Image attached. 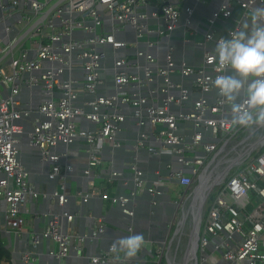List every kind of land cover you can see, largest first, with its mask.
<instances>
[{
	"label": "built area",
	"instance_id": "built-area-1",
	"mask_svg": "<svg viewBox=\"0 0 264 264\" xmlns=\"http://www.w3.org/2000/svg\"><path fill=\"white\" fill-rule=\"evenodd\" d=\"M22 0H0V10L7 7H15L21 5ZM53 0H47V3ZM70 1V0H69ZM150 0H80L71 2L67 7L60 5L48 16V18L38 25L32 32L41 39L39 52L36 58L30 59L27 52H21L20 55L10 59L11 71L9 73L0 70V84L10 86L12 95L7 99L0 98V173L4 176L0 179V200L6 204L5 228L12 232H20L25 224L22 215V207L30 199L43 198L48 195L35 190L28 181V172L20 162L18 155L19 137L24 133L21 121L30 117L31 111L23 109L17 102L16 96L19 94L21 86L20 81L24 74H28L27 82L30 88H41L45 91L48 100L39 108L40 119L36 122L33 131L29 135L30 145L41 151L44 162L54 163L49 178L51 180L58 179L60 189L51 194V198H55L58 204L63 205L67 201L66 187L62 180L67 176L62 172V168L58 165L59 157L52 156L50 149L58 144H72L76 140L83 139L87 144L88 153V169L86 174H90L91 170L101 164V152L107 142L113 141L116 134L121 129V123L124 117L117 108L131 105L139 108L137 117L139 125H145L141 112L144 108L147 121L152 126L164 125L165 130L160 131L162 146L171 148L170 154L178 157V163L183 167L194 166L193 177L184 175L182 172H172L169 174V180H178L180 185L186 188L192 187L194 178L201 176L204 167L209 162V166L216 162L218 154L216 146L207 144L203 147L200 155L192 158V162L185 161L186 153L194 151L196 147L201 146L203 131L210 130L215 138H221L224 142L230 136L232 128L227 127L228 120L218 118L216 116L225 114L226 103L224 100H218L215 104H210L206 99L201 98L189 113H174L170 107L182 105L187 100V94L184 92L180 96H172L164 101L162 107L148 106L147 99L144 96H112L111 98H98L96 101L89 103L91 112H86L83 108L77 107L74 102L84 92H95L99 81V69L102 61L105 59L104 53H99L95 49L98 46L104 47L111 45L114 50H120L126 47V43L118 41L115 33L118 31L114 22H119L120 29L130 25L137 34L138 38L143 37L144 33L150 31L147 29L149 23V15L141 14L137 11L139 6H147ZM235 0H223L221 8L214 12L212 19H230L232 17V3ZM264 0H254L250 4L241 3V7L247 10L253 8L254 2H263ZM20 2V4H18ZM162 8L156 11L153 16L162 18L164 26L158 34L168 36L169 32H173L179 24L182 17L185 18L186 26L192 23V10L187 8L180 10L171 3V0H160ZM6 3V4H5ZM26 2H24V5ZM100 8H105L108 13L109 20L114 25V31L110 33H98L97 29L103 26V18L99 12ZM29 12L20 23L32 25L38 18L43 16L44 5L38 1H33L29 5ZM101 10V9H100ZM162 11V17H160ZM77 13L83 19L90 17L92 24L86 23L83 19L72 20L70 14ZM39 18V19H40ZM106 18V17H105ZM104 18V20H105ZM212 23L213 21L210 20ZM57 24L58 28H55ZM166 28L167 33L160 31ZM47 29H52L49 33ZM236 27L234 30H238ZM75 30H83L91 34L89 40L77 41L72 40L71 36ZM231 32V31H230ZM206 39L212 40L213 34L208 33ZM219 39L215 41L217 44ZM157 45L149 42L148 48L156 49ZM110 47V48H111ZM107 48V47H105ZM8 47L0 43V55L7 51ZM80 52L79 59L82 61L85 79L82 84L81 92L74 88L75 82L59 81L58 76L65 69H68L69 56L75 52ZM146 55V59L153 61L152 53L146 54L142 51L138 53L139 57ZM215 50L207 52L204 59L205 66H211L213 73L208 75L205 71L194 72L193 69L184 67L182 74L190 76L197 74L198 78L194 82L196 89L207 94L213 88V81L217 75L224 74L220 70V66L216 60ZM168 67H172L170 53L167 56ZM44 63L51 67L46 73L40 77L36 73L41 69ZM125 60L116 63V66L123 69L130 66ZM59 69L54 70V67ZM146 78L140 79L139 76H130L126 72H120L116 76V84L119 88L124 85H131L141 89L146 83L151 82L149 78L150 72L146 73ZM159 75L165 76L167 72L159 71ZM169 89L176 86L171 84L167 86ZM59 89L62 91V97L59 101H55L52 96L54 91ZM164 92V90H163ZM102 107L113 108V112L101 114ZM85 118L86 120L100 125L95 131L79 130L77 127V119ZM179 122H191L195 128L200 130L194 136L192 142L188 143L179 137L176 132ZM146 136L141 134L138 147L145 148ZM156 154V150H150ZM248 157V158H247ZM244 157L245 162L235 175L219 186V191L215 196L209 210L204 213L201 218L200 239L198 251H205L212 248L214 252H219L224 264H264V153L255 159L251 156ZM188 158V157H187ZM191 159V158H190ZM245 160V161H244ZM66 172L72 171V167L67 165ZM142 172L137 171L138 176H142ZM227 179V178H226ZM165 181L156 182L148 191L152 195L162 194L161 189L164 187ZM223 186V187H222ZM143 182L137 183V188L142 189ZM255 193V199L251 198V194ZM76 196L84 203L88 202L93 196L92 193H76ZM104 200H109L113 204L125 205L129 202L128 197L103 196ZM189 198V197H188ZM255 207L247 210V206L253 202ZM61 214H54L49 220L47 229L42 234V238L50 239L58 245V249L49 252V255L56 259H64L75 254L80 255L83 248V242L88 240L87 236H78L73 239L64 234L60 229ZM68 221H72L71 216H66ZM102 225L91 236V240L97 238L98 234L103 232ZM239 237L240 242L236 245L235 238ZM40 237H36V243H39ZM235 243V245L233 244ZM30 253V252H29ZM22 257L20 264H31L32 257L30 254ZM116 253L108 250L102 252L96 257L91 258L93 264H125L123 260H116ZM159 256L158 264H161L163 253ZM156 256V257H157ZM16 264V263H13Z\"/></svg>",
	"mask_w": 264,
	"mask_h": 264
},
{
	"label": "crops",
	"instance_id": "crops-1",
	"mask_svg": "<svg viewBox=\"0 0 264 264\" xmlns=\"http://www.w3.org/2000/svg\"><path fill=\"white\" fill-rule=\"evenodd\" d=\"M37 1L44 5V14L58 2L62 4L61 6L67 7L71 2H78L80 0H53L49 3H47V0ZM252 1L254 0L233 1V19L230 18L220 21L216 25V30L209 31V33L213 34L217 39L221 37L229 38V33L236 28L235 26H238L240 29L242 22L250 18L254 6L264 5V1L254 2L253 8L247 10L249 14L244 13L242 10L245 11V9H243L240 4H250ZM25 2V5L23 3L15 7L14 10L8 12L5 16L9 15L10 19L13 20L20 15L25 17L29 12L28 9L32 0H25ZM171 3L180 10H185L187 8L192 10L191 25L186 26V22L181 18L179 24L173 31L174 34L170 37L174 42V47L171 48L170 51L175 56V58H173L175 64L177 63L179 67L187 66V68L193 70H203L208 75L212 74L213 70L204 65L206 53L214 51L216 47L214 41H208L206 39L208 36V18L221 8L223 0H171ZM18 4H20V2ZM161 8L162 3L160 0H150L147 6H139L137 9L139 13L145 14L146 16L149 15L150 17L149 23L147 24V29H150L148 32L150 41H155L158 37H163L158 34L162 27L161 24H163L162 20L153 16V14ZM100 9L99 12L101 17L106 18L105 20L103 18V26L98 28L97 32L105 34L114 31V25L109 20L105 8ZM70 18L75 21L83 19L77 13L70 14ZM83 20L86 23H90V25L92 24V19L88 16ZM0 22L4 24V19ZM30 26L25 25L24 22L19 23L17 19H15L10 26V28H15L13 37L6 40L0 36L1 45L8 47L7 51L0 55V70L9 73L11 71V57L14 56L17 58L21 52H27L30 59L37 57L41 39L33 32L27 36L25 35ZM57 26L58 25L55 24V28H58ZM0 31H2V29H0ZM47 31L52 33V29H47ZM90 37L91 34L88 32L75 30L71 39L86 41L89 40ZM21 38L24 39L11 54H8L11 46ZM117 40L126 43V47L123 48V50H114L112 47L105 48L101 46L95 48L97 52L104 53L105 55V59L102 61L99 69V84L95 92L81 93L74 104L89 113L91 112V108L88 106L89 103L96 101L98 98L132 96V94H135L132 97L144 96L147 99L148 106L162 107L164 105V99L161 92L166 86L160 80H156L155 83L150 86L149 90L138 89L131 85H126V88L118 87L115 80L120 72H126L128 75L135 77L139 74L140 69H137L134 65H130L123 69L122 66H116V63L121 60H125L128 63L135 60L132 55L140 44L136 43L138 37L134 29L131 32L123 30L122 33L118 34ZM150 51L152 55H154L155 62L159 64V67L166 66L168 61L167 56L169 54L167 49L162 46L157 47L155 50L151 49ZM79 55L80 52L75 51L69 56L68 61L70 66L68 69H65L58 78L59 81L75 82L76 85L74 88L81 92L83 91L81 87L85 79V73ZM50 67L49 64L44 63L41 69L36 73V76L40 77L42 74L46 73ZM54 70L58 71L59 69L54 67ZM200 71L195 72L197 73ZM176 77L179 78L178 83L180 85L171 88L175 91L173 96L178 97L185 92L188 98L182 105L175 104V106L170 107L171 111L174 113L186 114L191 112L194 104L201 98L206 99L210 104H215L218 100H224V98L218 94L214 86L209 93L203 94L196 89L193 77ZM28 79V74L22 76L20 81L21 89L16 96L19 105L23 109H29L31 111L30 117L20 122L23 126L24 133L19 137L18 158L28 172V181L30 185H32L35 190L48 195V197L43 198L40 196L37 199H30L23 205L22 215L25 219V224L18 233L9 231L5 228L4 223L7 208L5 202L0 200V234L5 248L11 254L12 263L20 264L22 257L30 252L29 254L32 257L31 264H93L91 258L106 251L104 249L109 248L113 241L137 233H142L144 235L146 244L143 250L137 254V258L132 261L124 260L123 254H119L125 264H154L157 254L163 253L164 257L165 249L169 248L168 246H170L172 238L177 236L179 239V235H174L178 226V224H176L177 214L180 210V203L184 202L182 199L186 196L190 197L191 188L193 187L192 185V187L186 188L180 184L174 183L173 180H169V171L176 168L178 163L175 161L176 156L170 154L171 148L162 146L159 140L160 131L162 130L160 128H163L162 126L164 125L152 126L149 124L143 127L138 123L137 112L139 108H135L131 105L117 108L124 117V121L121 123V129L116 134L113 141L107 142L104 145L101 152V164L92 169L90 174H86L88 169V153L85 140L79 139L68 145L60 143L51 148V155L59 157L58 165L62 168V172L67 174L62 182L66 187L67 198H70L63 205L56 204L55 198H51L50 195L55 189H60V182L59 180L53 181L49 178V173L54 163L44 162L41 151L32 147L29 141V135L33 131L36 122L41 117L39 108L48 100V97L44 90L28 87ZM11 91L10 86L0 84V98L7 99L11 97ZM61 97L62 91L56 89L52 98L55 101H59ZM225 103V114L216 117L228 120L231 115V110L227 101H225ZM113 110V108L102 107L100 112L101 114L109 115ZM141 116L142 119L147 121L144 108H142ZM76 123L79 130L95 131L100 127V125L94 124L85 118L77 119ZM140 130L147 138L145 141V148H139L137 146L138 139L136 133ZM239 130L240 127L232 128L231 134L225 142L221 138H218L219 142H217L210 131H203L201 146L196 147L194 151L187 152L186 156L191 159L195 158L197 155L201 154L205 145L213 144L216 146L217 150L216 153L212 155L218 154L220 156L221 154L223 158H228L231 154L242 151L247 146L244 143L248 140L249 136L247 134V136L241 138ZM176 134L186 142H192L196 135V130L191 122H179ZM243 144L245 146L240 149ZM145 149L148 150L147 153L144 152ZM151 149L156 150V154L151 153ZM260 149H258V151ZM137 151L139 152L135 153ZM256 152L257 151L253 152V154ZM210 157L207 160L208 162L212 159ZM245 162L241 160L234 169L241 167ZM131 164H135L137 168L143 171V177L145 176L144 178L147 179L149 184L154 185L159 175L164 176L165 179L163 180L165 181L164 187L159 188L162 191L160 195L150 194L148 190L144 189L145 182H143L144 187L142 189L139 188L136 202L133 205V210L135 211L133 219L125 217L121 211L117 210V205L103 198L104 195L113 198L117 195L130 193L133 188L134 172L127 170V168L130 167ZM67 165L72 167V171L66 172L65 168ZM3 176L4 175L0 173V179L3 178ZM190 176L193 177V175ZM194 179L196 180L197 177ZM216 189H219V187ZM79 191L83 193L93 192V196L88 202L84 203L82 199L76 196V193ZM158 197L160 198L156 201ZM188 197L185 200L186 202L189 200ZM176 204H179L178 207L175 206ZM255 205L256 203L254 201L251 202L247 206V210L251 211ZM54 214H61L59 215L61 216L60 229L64 234L74 237V240L76 237L83 236L85 233L89 234L93 229L96 231L100 225L104 228L101 233L102 236L98 238L97 242H94L95 239L83 242V250L80 255L72 254L61 260L53 258L49 255V252L58 249V245L50 239L42 238V234L47 229L49 220ZM67 215L73 218L71 222L67 220ZM195 217L196 222L198 220V215ZM129 224L130 228L128 229L127 226ZM37 236L40 237L39 243H36ZM239 242L240 238L236 237V245ZM235 243L233 242L234 245ZM34 245L38 247H34ZM198 253L200 254V264H224L221 254L219 252H214L212 248H208L205 251H198Z\"/></svg>",
	"mask_w": 264,
	"mask_h": 264
},
{
	"label": "water",
	"instance_id": "water-1",
	"mask_svg": "<svg viewBox=\"0 0 264 264\" xmlns=\"http://www.w3.org/2000/svg\"><path fill=\"white\" fill-rule=\"evenodd\" d=\"M33 1H37V0H33ZM192 1H195V0H192ZM24 2H25V0H22L21 4H23ZM59 5H60V3L58 2L57 4L52 6L46 13H44L43 16L40 19H38L34 24H32L28 28V30L26 31L25 35L26 36L29 35L38 25L42 24L48 18V16ZM12 10H13L12 7H7L6 9L0 10V21L2 19H4V24H1V22H0V29H2V31H0V32H2V33H0V36H1V38H5L6 40L11 39L13 37V35H14L15 28L14 27L10 28V26L12 25V22H14L15 19H17V21L19 23L23 20V16H21V15L18 18H15L14 20L10 19L9 15L5 16V14H8V12H11ZM242 11L244 13H246V11H244V10H242ZM159 13H160V17H162V11H160ZM247 13L249 14V12H247ZM182 18H183V20H185L184 17H182ZM160 19L162 20V23H163V26H164V20L162 18H160ZM231 19H233V17H231ZM210 20L213 21V22L211 23ZM223 20H226V19H223V18L212 19V17L210 16L208 18V30H207V32L209 33V31L216 30V25L220 21H223ZM235 21H236V19H235ZM237 22L239 23L238 20H237ZM114 24L116 25L117 30H118L115 33L116 39H117L118 34L122 33L123 30H127V32L128 31L129 32L133 31V28L130 25H127L123 29H120L121 27H120L119 22H114ZM235 27H238V26H235ZM160 32L161 33H167V30H166V28H163V30L160 31ZM173 34H174V32H169L168 36H163L161 38L158 37L157 40L150 41L149 37H148L150 35L147 34V33H144L143 37L138 38V40H136V43H139L140 46L134 50V54L132 55V57H134L135 60L129 62V64L136 66L137 69H140L139 70V74H138L140 79L146 78V75H147L146 73L150 72L149 78L151 79V82L146 83L141 88L142 90H144V89L145 90H149L150 86L153 85L156 80H160L166 86L165 89H164V92L163 91L161 92V95H162L164 101L167 98L172 97L173 94L175 93V91L173 89H169L167 86L171 85V84H173L175 86L180 85L178 83V79L179 78L176 77V76L187 77L184 74H182L184 67H187V66L179 67V65L177 63L175 64V61L173 59V58H175V56L170 51L171 48L174 47L173 39L170 38L171 35H173ZM23 39L24 38L19 39L14 45H12L10 50H9V52H8V54H11V52L14 49H16V47L20 44V42ZM216 40H217V38L215 36H213V39L209 40V41H214L215 42ZM149 42L154 43L155 45H157L156 47H162L163 46V48L167 49V52L170 53L171 63L173 64L172 67H168V64H169L168 62L166 63V66L159 67V64H157V62H155V57H154L153 61L151 62V61L146 59V55H144L142 57L138 56V53H140L141 51L143 53H146V54L151 53V51L148 48ZM155 42H157V43H155ZM144 43H146V44H144ZM104 47L110 48L111 45H106ZM121 50H123V48ZM185 65H187V64H185ZM206 67H209V68L212 69L211 66H206ZM160 70H162L163 72H167V75H165V76L159 75V71ZM193 71L195 72V71H200V70L194 69ZM192 75H190V77H193V82H195L197 80V78H198V75L197 74H192ZM122 88H126V85L122 86ZM36 89L42 90L39 87L36 88ZM144 122H145V125H143V127H146L147 125L150 124L149 121H145L144 120ZM162 127L163 128H160V129H162V130L166 129V127H164V126H162ZM195 130H196V133L200 131L197 128H195ZM208 131H210V130H208ZM141 134H142L141 130L137 131V133H136L138 142L140 140L139 137H140ZM214 139H216L215 141L219 142L218 138H214ZM138 142H137V146H138ZM188 143H190V142H188ZM257 146H259L261 148L264 147V139L261 140V141H258L257 143H255L254 146L252 147V150L246 155V157L250 156L251 153L253 152L254 148L257 147ZM138 152L139 151H137L135 153H138ZM144 152L147 153L148 150L145 149ZM178 159H179L178 157H176V159H175V161H177V163H178ZM184 160L192 162V159L187 158V157L184 158ZM236 165L237 164H235V163H231V164L227 165L226 168H224L223 171H221V173L218 171L220 165H216V166L212 167V169H209L210 166H208V167L205 168V170L203 171L202 175L198 177V186L190 194V196L192 195L193 198H192L190 206H189V208H188V210L186 212L187 213L186 217H188L189 213L192 212V215H193L192 217H193L194 220H196V217H195L196 215L195 214H197V215L199 214L198 215V220H197L196 225H195L194 221H191L189 226H192V228H191L190 232L188 233L189 240L184 243V246L181 249H180L181 237H179L178 242H177V248H176V251H175V258L178 255V252H180L181 253V257H182L181 261H183V258L185 259V262H182L181 264H187L186 260H187L188 257L191 256L189 251H188V246H191V243H192V250H191L192 253L191 254L193 255L192 256V260L195 261V264H200L199 257H198V249H199V239H200L201 211H202L203 207L206 205V203H207L210 195L212 194V192L216 189L217 186H220V185H222L225 182V180L228 177L229 173L231 172V170ZM127 170H130V171L134 172L133 173V175H134L133 188H132V190L130 191L129 194L117 195L115 197H121V196L128 197L129 198V202L127 204H125V205L118 204L116 207H117V210L121 211V213L125 217L133 219V215L135 214V211L133 210V205L136 202V199H137V196H138V192H139V189L137 188V183L138 182H145V187H144L145 190H149L150 188H152L153 184H149L147 182V179L144 178L145 176L143 177V174H142V176H138L137 175V171H140L142 173H143V171H141L139 168H137L135 166V164H131L130 167L127 168ZM174 171L175 172H182V174H184V175H189V174L193 175L194 174V166L190 165L189 167H183V166H181L178 163L176 168H174V169L169 171V174L174 172ZM117 177H120V176H117ZM211 177H212V179H210ZM207 179H209V180H207ZM57 180L58 179H54L53 181H57ZM163 180H165L164 176L159 175L158 178L155 180V183L163 181ZM173 182L176 183V184H180L178 180H173ZM205 183L207 184V187L204 185ZM55 190L53 191V193L55 192ZM198 196H201V200L199 202H198ZM159 198L160 197L156 198V201H158ZM68 199H70V198H67V201H68ZM55 202H57V200H55ZM56 204H58V202ZM196 204H197V206H195ZM178 205L179 204H176L175 206L178 207ZM185 215H183L181 222L178 223V226H177V229H176V232H175L174 235H178L179 227H180L182 221H186ZM127 227L129 229L130 228V224ZM94 233H95V229L91 230V232L89 234H86V233L83 234V236H87L88 240H91V236ZM194 233H195V236H194ZM100 236H102V234H98L97 238L94 240V242H97V240H98V238ZM192 238H193V242L191 240ZM34 247H38V246L34 245ZM108 249L109 248H106L104 250H108ZM104 250H102V251H104ZM73 255H75V254H73Z\"/></svg>",
	"mask_w": 264,
	"mask_h": 264
},
{
	"label": "clouds",
	"instance_id": "clouds-1",
	"mask_svg": "<svg viewBox=\"0 0 264 264\" xmlns=\"http://www.w3.org/2000/svg\"><path fill=\"white\" fill-rule=\"evenodd\" d=\"M224 74L217 75L213 86L230 105L227 127L252 129L264 127V5L254 6L250 18L240 29L221 37L213 57ZM146 244L142 233L113 241L116 260L132 261Z\"/></svg>",
	"mask_w": 264,
	"mask_h": 264
},
{
	"label": "rangeland",
	"instance_id": "rangeland-1",
	"mask_svg": "<svg viewBox=\"0 0 264 264\" xmlns=\"http://www.w3.org/2000/svg\"><path fill=\"white\" fill-rule=\"evenodd\" d=\"M248 136H249V138H248V140L244 143L245 145H247L246 146V148L248 147H250V146H252L253 144H255V143H257L258 141H260V139H262L263 137H264V127H254V128H252L251 130H250V132H249V134H248ZM242 145L241 147H240V149L241 148H243L245 145ZM261 147H259V146H257V147H255L254 148V150H253V152H255V151H258V149H260ZM262 148H264V147H262ZM229 152V151H228ZM227 152V153H228ZM253 152H252V154H253ZM251 154V155H252ZM235 155V153H233V154H231L228 158H231V157H233ZM240 155V154H239ZM215 155H213V157H214ZM217 160H216V162L215 163H213L211 166H210V168L209 169H212V167H214V166H216V165H222L224 162H226L227 164H223L225 167L227 166V165H229V162L226 160V159H228V158H223V155L221 156V154H220V156L218 155L217 157ZM239 158V156L237 157V159ZM244 159V158H243ZM242 159V160H243ZM211 162V160L209 161V163ZM220 162V163H219ZM209 163L208 164H206L205 165V167H204V169L206 168V167H208L209 166ZM219 163V164H218ZM235 168V167H234ZM233 168V169H234ZM232 169V170H233ZM231 170V171H232ZM199 177V176H198ZM198 186V178L196 179V180H194V184H193V187L191 188V192L192 191H194V189L196 188ZM217 187H219V186H217ZM216 187V188H217ZM216 190V189H215ZM217 195V192H213V194H212V196L211 197H214L215 198V196ZM188 196H186V198H187ZM186 198L184 199V202H181L180 203V210H179V212H178V214H177V219H176V224H178V223H180L181 222V220H182V217H183V215L184 214H186V212H187V210H188V208H189V206H190V203H191V200H192V198H193V196L191 195L190 197H189V200L186 202L185 200H186ZM186 202V203H185ZM211 203V198L210 199H208V202L206 203V205L203 207V209H202V211H201V218H202V216L204 215V213H205V209L207 208V207H210V204ZM191 213V212H190ZM191 216V215H190ZM189 216V218H187L186 219V221H184L183 222V226H182V229L180 230V232L178 233V235H179V237H181V246H180V249L184 246V243L185 242H187L188 240H189V236H188V233L190 232V230H191V228H192V226H189L190 225V223H191V220L192 221H195L193 218H191ZM191 219V220H190ZM192 240V239H191ZM177 242H178V238H177V236H174L173 238H172V241H171V243H170V246H168L169 248H167V249H165V254H164V257H163V260L161 261V264H169V262L171 261L173 264H177V261H179L180 259H178L177 257L175 258L174 256H175V251H176V247H177ZM193 242V241H192ZM191 245H192V243H191ZM200 252V251H199ZM198 257H199V261H200V254L198 253ZM189 258V257H188ZM188 258H187V260H186V262H187V264H195V261L194 260H192L191 258H190V260L188 261ZM158 261H159V256H157L156 257V261H155V263L154 264H158ZM170 262V264H172Z\"/></svg>",
	"mask_w": 264,
	"mask_h": 264
},
{
	"label": "trees",
	"instance_id": "trees-1",
	"mask_svg": "<svg viewBox=\"0 0 264 264\" xmlns=\"http://www.w3.org/2000/svg\"><path fill=\"white\" fill-rule=\"evenodd\" d=\"M250 130H251V129H249V132H250ZM242 132H243V133H242ZM249 132H248V129L240 127L239 134L241 133V138H244L245 136H247V134H249ZM263 153H264V148H261L259 151H257L256 153H254L250 158H251V159H255V158H257L258 156H260L261 154H263ZM244 165H245V164H244ZM244 165H242V166L239 167V168H236V169L232 170V171L230 172V174L228 175L226 181H227L228 179H230L233 175H235V174H236L241 168H243ZM222 187H223V186H222ZM218 191H219V189H216V190H214L213 192H218ZM213 192H212V194H213ZM212 194H211L210 197H209V199L211 198V203H212L213 200H214V197H211ZM255 196H257L255 193H252V194H251V198H252V199H255ZM211 203H210V204H211ZM208 210H209V207H207V208L205 209V212H207ZM0 264H13V263H12V257H11V254H10V252L5 248V246H4V244H3V240H2L1 234H0Z\"/></svg>",
	"mask_w": 264,
	"mask_h": 264
},
{
	"label": "bare ground",
	"instance_id": "bare-ground-1",
	"mask_svg": "<svg viewBox=\"0 0 264 264\" xmlns=\"http://www.w3.org/2000/svg\"><path fill=\"white\" fill-rule=\"evenodd\" d=\"M264 139V137L262 138V139H260V141L261 140H263ZM254 146V144L252 145V146H250L249 148L247 147H245L242 151H238V152H235V155L233 156V157H231V158H228V159H226L228 162H229V164H231V163H235V164H237V163H239L244 157H246V155L252 150V147ZM240 154V155H239ZM239 156V158L237 159V157ZM223 164H227L226 162H224ZM220 165L219 166V169H218V171L221 173V171H223V169L224 168H226L224 165ZM210 179H212V177L210 178ZM207 180H209V179H207ZM206 187H207V184L205 183L204 184ZM205 187V188H206ZM201 200V196H198V202ZM195 206H197V204L195 205ZM191 215V216H190ZM196 216H197V214H195ZM199 215V214H198ZM187 216V213H186V215H185V218L187 219V218H189V216L191 217V218H193L192 216V212L191 213H189V216L188 217H186ZM191 220V219H190ZM183 222L184 221H182V223H181V225H180V227H179V232H180V230L182 229V226H183ZM194 223H195V225H196V223H197V221L195 222L194 221ZM178 232V233H179ZM194 236H195V233H194ZM192 241H193V238H192ZM191 250H192V245L191 246H188V251H189V253H190V257L188 258V261L190 260V258L192 259V252H191ZM178 259H180L179 261H177V264H181L182 262H185V259L183 258V261H181L182 259V257H181V253L180 252H178V255L176 256ZM171 262V261H170ZM172 263V262H171ZM173 264V263H172Z\"/></svg>",
	"mask_w": 264,
	"mask_h": 264
},
{
	"label": "flooded vegetation",
	"instance_id": "flooded-vegetation-1",
	"mask_svg": "<svg viewBox=\"0 0 264 264\" xmlns=\"http://www.w3.org/2000/svg\"><path fill=\"white\" fill-rule=\"evenodd\" d=\"M185 198H186V197H185ZM185 198H183L182 200L184 201Z\"/></svg>",
	"mask_w": 264,
	"mask_h": 264
}]
</instances>
